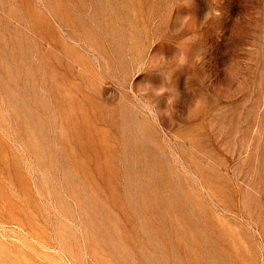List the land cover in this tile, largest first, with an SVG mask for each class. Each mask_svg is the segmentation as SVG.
I'll list each match as a JSON object with an SVG mask.
<instances>
[{"label":"rangeland","instance_id":"obj_1","mask_svg":"<svg viewBox=\"0 0 264 264\" xmlns=\"http://www.w3.org/2000/svg\"><path fill=\"white\" fill-rule=\"evenodd\" d=\"M0 264H264V0H0Z\"/></svg>","mask_w":264,"mask_h":264},{"label":"clouds","instance_id":"obj_2","mask_svg":"<svg viewBox=\"0 0 264 264\" xmlns=\"http://www.w3.org/2000/svg\"><path fill=\"white\" fill-rule=\"evenodd\" d=\"M219 13H217V15H218ZM206 18H207V15H206Z\"/></svg>","mask_w":264,"mask_h":264}]
</instances>
